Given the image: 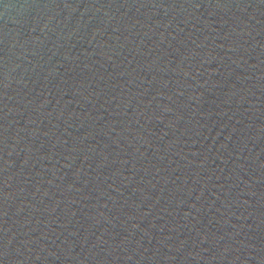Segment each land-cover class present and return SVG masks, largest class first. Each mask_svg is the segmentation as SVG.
<instances>
[{"label": "water", "instance_id": "1", "mask_svg": "<svg viewBox=\"0 0 264 264\" xmlns=\"http://www.w3.org/2000/svg\"><path fill=\"white\" fill-rule=\"evenodd\" d=\"M0 264H264V0H0Z\"/></svg>", "mask_w": 264, "mask_h": 264}]
</instances>
